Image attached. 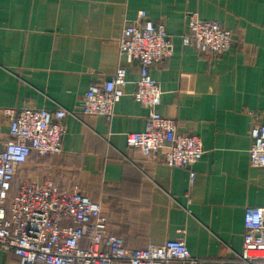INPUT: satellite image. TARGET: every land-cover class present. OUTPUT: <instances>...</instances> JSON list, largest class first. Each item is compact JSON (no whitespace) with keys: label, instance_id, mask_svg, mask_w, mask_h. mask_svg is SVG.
I'll return each mask as SVG.
<instances>
[{"label":"crops","instance_id":"1","mask_svg":"<svg viewBox=\"0 0 264 264\" xmlns=\"http://www.w3.org/2000/svg\"><path fill=\"white\" fill-rule=\"evenodd\" d=\"M141 11L172 38V55L150 73L159 113L203 143L193 183L189 169L163 162L166 149L152 157L126 143L145 130L148 110L133 96L139 65L120 57L117 39ZM192 12L233 33L228 53L202 57L183 43ZM121 64L128 84L113 118L83 116L90 85ZM23 107L68 114L62 153L33 156L17 183L79 184L130 249L182 239L195 258L240 264L245 211L264 207V169L249 164L251 129L264 124V0H0V142L9 139L4 110ZM0 264L20 261L0 250Z\"/></svg>","mask_w":264,"mask_h":264},{"label":"built area","instance_id":"2","mask_svg":"<svg viewBox=\"0 0 264 264\" xmlns=\"http://www.w3.org/2000/svg\"><path fill=\"white\" fill-rule=\"evenodd\" d=\"M233 42V33L222 23L204 21L197 12L188 15L183 43L194 46L202 57L219 58L231 50ZM117 45L128 65H139L133 96L148 110L145 130L127 134V146L152 157L166 149L163 162L189 169L193 183V167L204 155L203 143L196 135L180 133L174 119L159 113L162 93L150 73L152 66L173 52L165 23H156L141 11L137 19L126 23ZM127 78V67L121 64L110 79L90 85L81 100L82 115L111 120L126 95ZM4 113L9 119V139L0 142V250L12 251L20 264H209L193 257L182 239L128 248L108 231L100 203L85 196L79 184L17 183L18 173L34 155L51 158L62 153L68 112L23 107ZM250 135L249 164L264 169V124L255 123ZM244 227L239 263L264 264V207L246 209ZM84 241L89 242L87 246Z\"/></svg>","mask_w":264,"mask_h":264},{"label":"trees","instance_id":"3","mask_svg":"<svg viewBox=\"0 0 264 264\" xmlns=\"http://www.w3.org/2000/svg\"><path fill=\"white\" fill-rule=\"evenodd\" d=\"M34 156H36V155H34ZM85 246V245H84ZM87 246V245H86Z\"/></svg>","mask_w":264,"mask_h":264},{"label":"rangeland","instance_id":"4","mask_svg":"<svg viewBox=\"0 0 264 264\" xmlns=\"http://www.w3.org/2000/svg\"><path fill=\"white\" fill-rule=\"evenodd\" d=\"M44 159V158H43ZM47 172V171H46Z\"/></svg>","mask_w":264,"mask_h":264}]
</instances>
